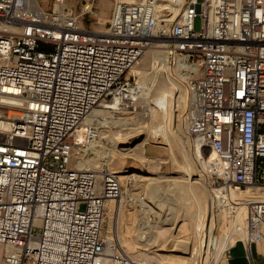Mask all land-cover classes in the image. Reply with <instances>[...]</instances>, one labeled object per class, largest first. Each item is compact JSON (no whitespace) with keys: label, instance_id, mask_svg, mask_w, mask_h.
<instances>
[{"label":"built area","instance_id":"2783aa9c","mask_svg":"<svg viewBox=\"0 0 264 264\" xmlns=\"http://www.w3.org/2000/svg\"><path fill=\"white\" fill-rule=\"evenodd\" d=\"M96 1L0 0L1 264H149L103 233L117 175L79 161L100 139L95 107L137 108L129 73L155 37L182 56L187 132L214 154L201 167L223 222L211 263L233 240L264 264L250 252L264 241V0H115L100 31L83 21Z\"/></svg>","mask_w":264,"mask_h":264},{"label":"rangeland","instance_id":"374dc122","mask_svg":"<svg viewBox=\"0 0 264 264\" xmlns=\"http://www.w3.org/2000/svg\"><path fill=\"white\" fill-rule=\"evenodd\" d=\"M114 1L97 0L96 15L84 17V24H91L97 31L104 30L111 17ZM199 27L200 18L196 17L194 28ZM163 42L165 41H154L156 44ZM159 49L168 50L154 48L140 61L138 69H145L146 74L139 76L135 70V73H129L137 81L150 79L147 82L152 90L143 101V104L147 103L150 113L144 111L138 103L133 111L125 110L109 115L107 119L113 122H109L108 127L102 126L101 147L96 157L91 154V167L114 172L122 185L118 204L113 200L115 205L109 209L106 202L103 233L111 236L124 252L134 258L146 260L149 264H213L211 260L214 250L210 248L207 251L206 246L203 248L201 240L206 235L207 228V235L223 231V222L212 206L202 170L196 167L192 179L187 181H170L166 178L178 176L181 165L193 164L191 150L194 146L189 145L187 136L182 133L184 130L187 132V106H184L186 81L182 79L184 84L179 91L175 90L177 86L168 83V79L172 78L168 74V64L177 78L181 76L180 73H187V69L181 64L182 56H165ZM157 83L169 90L167 114L161 110L156 100ZM183 117L185 120L181 122ZM162 121L171 148L157 140L156 131H153ZM123 122L125 123L121 124ZM189 137L195 143L190 135ZM160 176L164 177L159 178ZM168 206L175 207L177 212L166 216ZM165 217L173 218L174 225L164 224ZM232 242L233 240L230 243ZM2 250L0 244V264Z\"/></svg>","mask_w":264,"mask_h":264},{"label":"bare ground","instance_id":"6f19581e","mask_svg":"<svg viewBox=\"0 0 264 264\" xmlns=\"http://www.w3.org/2000/svg\"><path fill=\"white\" fill-rule=\"evenodd\" d=\"M163 5V2L162 1H159L156 3V7L160 10L162 9V6ZM171 12H173L174 14L177 12V7L175 6H172L171 7ZM154 41H165L163 43H159V44H156L154 43ZM167 41V42H166ZM170 40L167 39V38H160V39H155L153 38L151 40V43L149 45V47L147 48V50L145 51V53L141 56V58L139 59L137 65L130 71V72H134V70L136 71L137 75L139 76H142L144 74H146V70L143 69V68H139L138 69V65L140 64V61L143 59V57L145 56V54L152 50V49H156V48H169L170 46ZM160 52L165 55V56H168L169 55V51L167 49H159ZM168 63V62H167ZM182 64V63H181ZM168 67L171 69L170 65L168 64ZM185 67V65H184ZM186 68V67H185ZM169 69V72L168 74H170V76H172V78H169L168 79V83L170 84H174L177 91L181 90L182 87H183V84L184 82L182 81V79H185V85H186V89H185V99H184V106L188 107L189 106V102H190V98H191V94H190V91H189V87H188V78H189V74L187 75V73H180L181 76L179 78H177L173 73L172 71H170ZM194 70H197V67H194ZM151 77V76H150ZM148 80V79H147ZM147 80H140L137 82V85L139 87V106L145 110H147V113H150L149 111V108H148V105L147 103L143 104V101H145L147 99V95H148V92L150 93L152 88H151V85L148 84ZM150 80V79H149ZM148 80V81H149ZM152 81V80H151ZM153 85V83H152ZM158 90H157V93H156V96H158V98L156 99L161 110H164L165 114H167V111H168V108H169V103H168V94H169V90L168 89H165L163 88L162 86H160L158 83L156 84ZM142 103V105H141ZM159 108V107H158ZM188 109V108H187ZM187 111V110H186ZM112 112H109L103 108H99V107H95L93 110H92V116L93 115H102L103 116V120L101 121V124L102 126H109L108 123L110 122L112 124L113 120H108L107 118L109 117V115H111ZM116 114V113H115ZM146 114V113H145ZM154 114V113H153ZM185 120V117L182 118V121L183 122ZM115 122V121H114ZM117 122V121H116ZM125 122L121 123V124H124ZM115 124V123H114ZM180 124V127H181V123ZM183 124V123H182ZM186 129H187V121H186ZM103 131V129H101V132ZM153 131H156V135H157V140H160L162 141L165 145L168 146V148H171V145H170V141H169V138L167 136V132H166V128H165V124L164 122L162 121L160 124H158L157 126L154 127ZM101 132H100V139L98 140V143H97V148L93 150L92 154L94 155V157H96V154H97V151L99 149V147H101ZM155 133V132H154ZM182 133L184 135L187 136V140L189 141V145L191 146H194V149L191 150V158H192V163H187L186 165H181L180 166V174L178 176H174V177H166V178H169L170 181H175L176 179H178L179 181H187V180H190L192 179V176L196 170V167L199 168V170H202L201 167L203 165V163L208 159V158H211L213 157V153L211 152V150H204V151H199L198 147H197V144L196 143H193L191 140H190V137L189 135L187 134V132L184 130L182 131ZM155 136V134H154ZM113 140H115V138H113ZM187 143V142H186ZM190 147V146H189ZM92 155V156H93ZM92 156L91 157H88L86 159H82L79 161V165L81 167H88V168H95V167H91V162H92ZM97 168V167H96ZM99 168V167H98ZM196 174V173H195ZM139 177H141L142 175H138ZM144 176V175H143ZM164 176H160L159 178H163ZM195 181V180H194ZM203 181H204V184L205 183V178L203 177ZM191 184L193 183L192 180L190 182ZM174 186V185H173ZM207 190V188H206ZM209 194V192H208ZM121 200V198L119 199H116L114 200L116 202V204H118V202ZM113 200H107V206L109 207V209H112L113 206L115 205ZM177 212V209L175 207H172V206H168L167 207V210H166V213L165 215H169V214H172V213H176ZM214 213V212H213ZM213 213H212V218H213ZM209 214V213H208ZM173 216V215H172ZM171 216V217H172ZM215 216V215H214ZM171 217H165L163 219V223L164 224H170V225H174V220L173 218ZM211 218V220H212ZM210 219V218H209ZM207 224H208V221H207ZM215 226V225H214ZM171 228V227H170ZM169 229V228H168ZM212 228L210 227L209 230H211ZM168 231V230H167ZM214 234L212 233H209V235H205V238L203 240H201L202 242V246L203 248L206 246L207 248V243L209 241V245L211 246L212 242H213V238H215V235L213 236ZM151 240V239H150ZM154 240V239H153ZM149 241V239H148ZM223 241V239H222ZM151 243V242H150ZM223 243V242H220V244ZM225 243V242H224ZM223 243V244H224ZM199 245H200V242H199ZM205 248V249H206ZM220 249L218 248V252ZM193 255V253H192ZM195 255V254H194ZM216 259H217V256H216ZM217 262L214 260L213 261V264H216Z\"/></svg>","mask_w":264,"mask_h":264},{"label":"crops","instance_id":"0c3cea01","mask_svg":"<svg viewBox=\"0 0 264 264\" xmlns=\"http://www.w3.org/2000/svg\"><path fill=\"white\" fill-rule=\"evenodd\" d=\"M250 252L256 259L264 258V241L251 244ZM220 264H249L243 244L240 241L232 242L228 256Z\"/></svg>","mask_w":264,"mask_h":264}]
</instances>
